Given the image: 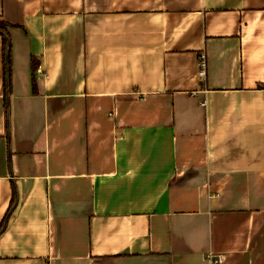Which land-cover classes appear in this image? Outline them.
<instances>
[{
    "label": "crops",
    "instance_id": "obj_1",
    "mask_svg": "<svg viewBox=\"0 0 264 264\" xmlns=\"http://www.w3.org/2000/svg\"><path fill=\"white\" fill-rule=\"evenodd\" d=\"M0 19V264H264V0Z\"/></svg>",
    "mask_w": 264,
    "mask_h": 264
},
{
    "label": "trees",
    "instance_id": "obj_2",
    "mask_svg": "<svg viewBox=\"0 0 264 264\" xmlns=\"http://www.w3.org/2000/svg\"><path fill=\"white\" fill-rule=\"evenodd\" d=\"M0 35H1V45H2V60L4 61V67H3L4 68V77H5L4 89H5V93H6L10 88L9 74H10V65H11V61H10V47H11V45L9 42V34H8L7 29H6V23L1 19H0ZM32 67H33V72H35L36 66L34 63L32 64ZM32 86H33V89H35L36 83H35L34 77H33ZM0 228H1V224H0Z\"/></svg>",
    "mask_w": 264,
    "mask_h": 264
},
{
    "label": "built area",
    "instance_id": "obj_3",
    "mask_svg": "<svg viewBox=\"0 0 264 264\" xmlns=\"http://www.w3.org/2000/svg\"><path fill=\"white\" fill-rule=\"evenodd\" d=\"M206 56L203 53L199 54L198 57V62H197V72L199 74V76H205L206 74ZM41 72V70L37 69V73ZM208 257L210 258L212 263H217L221 261V257L220 256H214L211 253H209Z\"/></svg>",
    "mask_w": 264,
    "mask_h": 264
}]
</instances>
